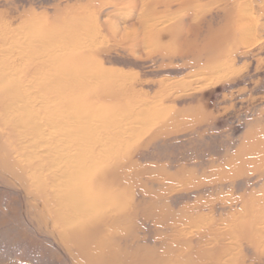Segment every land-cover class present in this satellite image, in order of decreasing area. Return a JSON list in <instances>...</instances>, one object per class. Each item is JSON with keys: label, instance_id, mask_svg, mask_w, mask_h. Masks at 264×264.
Returning a JSON list of instances; mask_svg holds the SVG:
<instances>
[{"label": "rangeland", "instance_id": "obj_1", "mask_svg": "<svg viewBox=\"0 0 264 264\" xmlns=\"http://www.w3.org/2000/svg\"><path fill=\"white\" fill-rule=\"evenodd\" d=\"M0 64L29 117L48 112L40 83L70 87L67 133L31 139L0 109L20 173L52 139L53 173L87 175L100 152L115 195L83 259L0 175V264H264V0H0Z\"/></svg>", "mask_w": 264, "mask_h": 264}, {"label": "bare ground", "instance_id": "obj_2", "mask_svg": "<svg viewBox=\"0 0 264 264\" xmlns=\"http://www.w3.org/2000/svg\"><path fill=\"white\" fill-rule=\"evenodd\" d=\"M251 25V22L245 19V21H241L239 30L243 29L244 31H250ZM249 35V33H245L244 40L247 44H249L251 38ZM4 68H7V66L0 64V109L5 105H8L11 110L18 109L22 112L19 117H14L11 120L14 129L17 128L23 130L24 128L28 129L29 127H32L29 128V130H32L31 134H28L31 139H43L46 134L45 132H50L51 134L52 130L56 131V129H58L57 127L67 133L69 128L67 126L62 127V125L72 124L70 119L74 116V114L71 113L67 102L69 93L66 90H69L70 87L68 86V88H66L65 86H61L60 89L62 90L60 92L55 91L53 94L52 91H48V84L37 83L39 84V92L42 91L45 94L44 101L47 102L44 103H46V105L49 104L47 107L48 112H43L38 109L35 116L31 115L32 117H29L25 111H32L31 104H28L27 100L24 99V95L19 90L20 87L14 85L15 76H13V74H8L7 70H4ZM50 85H52V83H50ZM10 89H12V91H10ZM59 101H64L65 105H59ZM47 113L50 114V116L48 115L49 117H53L51 118L52 121L46 125H42V122L46 120L45 114ZM87 114V112H83L81 113V117H84ZM5 119L6 116L0 114V122H3ZM37 119H39L40 122L39 120L37 121ZM10 134H12L10 129L4 128V131H0V175H10L11 179L21 186L25 191L29 206L36 210L39 223L45 225L49 234L54 237H58V235L62 236L61 242L67 247V244L76 246V249L74 250L77 252L79 250L80 253H78V255L82 256L84 259L87 256L86 251L90 239H99L102 236V230L100 229L101 227L99 224L101 219V208L103 205L115 200V195L113 196V194L110 193V187L114 185L113 181L110 179L112 172H109L110 174H108V176L105 175L104 170L103 177L98 176L100 173V170L98 169L100 166L99 163L102 162L103 156L100 158V156H98V153L100 152H98L94 153L91 158L88 157L87 160L89 161L87 163L90 164L91 168H93L92 165L95 167L91 173L87 172V175L84 174L86 170L80 171L79 174L77 172L73 173V171H70L71 167L69 169L68 166L65 167L60 175H57L51 171L50 162L48 161L51 154V151H48V147L54 143L52 139H50V141L45 143V153L39 157L37 163L28 160H24L25 163H20L23 170L22 175L20 173V167L17 166L15 160V150L10 143ZM56 134H58V132ZM81 144L82 143H79V146ZM67 157V159L72 162L70 153ZM76 158L77 160L84 159L82 151L76 155ZM77 174V180L80 186L76 183L74 189L72 188L70 191V200L73 206L69 208V211L67 206H64L66 199L68 203L69 194L66 197H64V194L66 193V188L70 186L72 178H75ZM28 176H34L35 184L38 189L37 194L30 190V187L27 184L29 179ZM59 180L61 181L60 185L57 184ZM61 188H64V191L58 196V201H51L49 198L54 196V194H56ZM108 195L111 198H109ZM100 196L103 198L100 199ZM41 198H45L46 201L51 204V206L47 204L45 205L48 210L47 214L40 213L37 210L36 202ZM101 200H103V202ZM60 206H64L63 209L68 212L62 214L61 210L63 209H60ZM49 223L52 224V228H50ZM58 230L61 231V233L65 232V234L61 235Z\"/></svg>", "mask_w": 264, "mask_h": 264}]
</instances>
